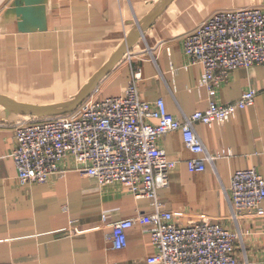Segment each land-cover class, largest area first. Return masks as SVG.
Returning <instances> with one entry per match:
<instances>
[{"label":"crops","instance_id":"crops-1","mask_svg":"<svg viewBox=\"0 0 264 264\" xmlns=\"http://www.w3.org/2000/svg\"><path fill=\"white\" fill-rule=\"evenodd\" d=\"M242 7L264 9V0H0V95L63 109L96 79L97 98L119 96L136 73L140 97L163 99L167 111L182 119L209 102L207 90L197 87L201 65L184 68L183 36L215 11ZM128 36L132 46L118 50ZM263 85V65L235 69L214 101L231 102ZM31 119L40 117L0 101V264H149L155 249L146 225L126 231L122 250L107 238L112 223L151 213L148 199L71 169L44 184L18 181L11 157L14 128ZM194 128L207 151L230 155L194 173L187 161L195 155L181 133L165 134L157 145L176 166L159 200L176 224L206 219L238 231L235 256L264 264V200L260 213L238 222L229 202L235 171L255 168L264 178V92L226 122Z\"/></svg>","mask_w":264,"mask_h":264},{"label":"built area","instance_id":"built-area-1","mask_svg":"<svg viewBox=\"0 0 264 264\" xmlns=\"http://www.w3.org/2000/svg\"><path fill=\"white\" fill-rule=\"evenodd\" d=\"M187 65L199 64L198 88L209 96L204 110L171 115L163 99L143 100L132 80L119 96L97 98L95 87L71 112L19 123L14 128L11 157L18 181L44 184L55 174L74 170L94 177L99 185L117 183L135 198L149 200L153 211L112 223L108 240L113 249L127 246L126 231L139 223L147 226L154 255L149 264H249L246 256H235L241 235L221 223L201 219L176 224L174 213L164 208L158 192L169 184V172L176 161L168 159L157 145L165 134L179 131L185 147L195 156L187 161L191 172L204 171L207 163L229 156L230 151L211 153L205 148L194 125L222 124L254 104L261 88H248L227 103L214 101L218 88L231 71L264 66V9L242 7L211 13L182 38ZM231 218L261 212L264 178L255 168L235 171L230 179ZM101 219L106 222L107 215Z\"/></svg>","mask_w":264,"mask_h":264},{"label":"water","instance_id":"water-1","mask_svg":"<svg viewBox=\"0 0 264 264\" xmlns=\"http://www.w3.org/2000/svg\"><path fill=\"white\" fill-rule=\"evenodd\" d=\"M145 28V25L140 26L137 31L134 33L135 35H138V33ZM134 37V36H133ZM131 38L130 36L126 37L125 41L121 45V47L118 50H123L126 51L131 47ZM118 50L115 52V54L112 56L111 60L109 63L106 65L105 69L106 71L109 70L115 60V56L118 54ZM99 79H96L91 85L88 87V89L80 96H78L69 106L63 108V109H48L44 107H39L35 105H30V104H24V103H16L13 101H9L5 97L0 95V101L8 102L11 103L13 106L20 108L22 112L32 114L34 116L44 118V117H53V116H58L62 114L69 113L73 111L80 102H82L86 97L90 95V93L93 91L95 87H97Z\"/></svg>","mask_w":264,"mask_h":264},{"label":"rangeland","instance_id":"rangeland-1","mask_svg":"<svg viewBox=\"0 0 264 264\" xmlns=\"http://www.w3.org/2000/svg\"><path fill=\"white\" fill-rule=\"evenodd\" d=\"M76 60H78V57L76 58Z\"/></svg>","mask_w":264,"mask_h":264}]
</instances>
